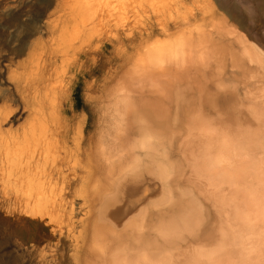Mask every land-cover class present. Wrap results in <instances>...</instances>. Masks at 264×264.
<instances>
[{"label":"bare ground","instance_id":"6f19581e","mask_svg":"<svg viewBox=\"0 0 264 264\" xmlns=\"http://www.w3.org/2000/svg\"><path fill=\"white\" fill-rule=\"evenodd\" d=\"M259 4L264 16V0ZM206 18L194 23L201 22L205 67L199 86L217 118L204 116L202 126L189 110L160 115L155 134H167L183 158L173 175L163 164L154 175L156 122L143 105L116 110L109 139L89 140V150L84 139L69 145L62 110L30 109L32 122L15 129L9 112L0 113V217L40 264H264V49L252 44L248 29L228 28L224 16L212 29L204 27L212 21ZM75 31L69 50L88 53L90 28ZM228 72L245 78L250 99L239 108L226 100ZM163 177L181 178L182 193ZM66 238L67 255L56 250Z\"/></svg>","mask_w":264,"mask_h":264},{"label":"rangeland","instance_id":"374dc122","mask_svg":"<svg viewBox=\"0 0 264 264\" xmlns=\"http://www.w3.org/2000/svg\"><path fill=\"white\" fill-rule=\"evenodd\" d=\"M259 3L260 0H0V113L9 112L6 121L15 129L32 122L27 117L30 109L62 110L70 124L69 145L84 139L86 150L91 148L89 140L109 139L118 109H150L156 122L154 134L161 114L183 117L189 110L203 126L204 116L217 118V106L203 102L199 86L205 72L201 22H197L198 26L194 23L211 16L212 21L204 27L212 29L214 21L224 16L228 28L248 29L251 38L255 35L249 42L251 39L252 44L255 41L254 45L264 49V16ZM223 7L224 11L220 9ZM226 13H233L236 17L230 19L234 21ZM247 13L251 14L249 19ZM84 27L91 30L89 52L78 47L72 53V35ZM190 42L197 47L192 48ZM212 65H217L214 54ZM244 81L240 73L226 74V100L234 101L238 108L250 99ZM166 89L179 97L171 100ZM166 135L165 140L154 137V175L161 164L168 172H173L180 162L183 164L180 147L168 141ZM170 178L163 177L167 182L172 180V190L180 195L185 182L179 177ZM154 216L155 223V207ZM0 222V264H40L31 247L18 242L5 222ZM56 250L69 254L71 241L66 238Z\"/></svg>","mask_w":264,"mask_h":264}]
</instances>
